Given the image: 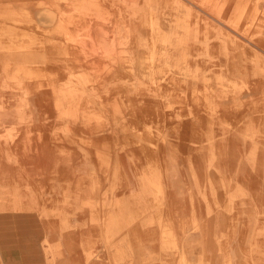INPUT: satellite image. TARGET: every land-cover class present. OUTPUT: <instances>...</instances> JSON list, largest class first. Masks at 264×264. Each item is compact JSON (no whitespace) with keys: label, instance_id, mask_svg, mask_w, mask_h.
<instances>
[{"label":"rangeland","instance_id":"rangeland-1","mask_svg":"<svg viewBox=\"0 0 264 264\" xmlns=\"http://www.w3.org/2000/svg\"><path fill=\"white\" fill-rule=\"evenodd\" d=\"M80 1L0 0V227L16 264L52 261L64 239L112 264H264V0Z\"/></svg>","mask_w":264,"mask_h":264},{"label":"bare ground","instance_id":"bare-ground-1","mask_svg":"<svg viewBox=\"0 0 264 264\" xmlns=\"http://www.w3.org/2000/svg\"><path fill=\"white\" fill-rule=\"evenodd\" d=\"M62 1H63V0H62ZM67 1H68V0H67ZM78 1L81 2L80 0H77V2H78ZM92 1H93V0H92ZM92 1H91V2H92ZM98 1L100 2L101 0H98ZM139 1H140V0H139ZM142 1H143V0H142ZM157 1H158V0H157ZM162 1H163V0H162ZM172 1H173V0H172ZM176 1H177V0H176ZM181 1H182V0H181ZM189 1H190V0H189ZM194 1H195V0H194ZM197 1H198V0H197ZM202 1H203V2L200 1V2H201L200 4H203V5H204V0H202ZM207 1H208V0H207ZM214 1H215V0H214ZM217 1H219V0H216V2H217ZM222 1L224 2V0H222ZM56 2H57V1H56ZM85 2H88V0H86ZM89 2H90V1H89ZM89 2H88V3H89ZM147 2H148V0H147ZM170 2H171V0H170ZM174 2H175V1H174ZM184 2L187 3V0L184 1ZM184 2H183V3H184ZM198 2H199V1H198ZM7 3H8V2H7ZM75 3H76V0H75ZM83 3H84V1H83ZM83 3H82V4H83ZM96 3H97V2L95 1L94 5H93V6H95V8H96V6H97ZM134 3H136V2H134ZM139 3H140V2H139ZM139 3H138V4H139ZM141 3H142V2H141ZM186 3H185V6H186ZM190 3H191V2H188V4H190ZM192 3H193V2H192ZM205 3L207 4V2H205ZM210 3H211V0H210ZM213 3H214V4H212V3H211V4H212V6H213V8H214V5H216V4H215V2H213ZM249 3H250V2H249ZM3 4H4V3H3ZM38 4H39V3H38ZM79 4H80V3H79ZM91 4H93V3H91ZM97 4H101V3H97ZM106 4H107V3H106ZM148 4H149V3H148ZM152 4H153V3H152ZM155 4H156V3H155ZM158 4H160V1H159ZM175 4H176V2H175ZM198 4H199V3H198ZM227 4H228V3H227ZM253 4H255V3L253 2ZM0 5H2V4H0ZM40 5H41V4H40ZM102 5H103V4H102ZM102 5H101V8L103 7ZM122 5H123V4H122ZM129 5H130V4H129ZM149 5H150V4H149ZM234 5H235V4H234ZM69 6H70V5H69ZM75 6H78V5H73V7H75ZM83 6H84V5H82V8H81V9H83ZM85 6H86V5H85ZM93 6H92V8H94ZM120 6H121V4H120ZM150 6H151V5H150ZM168 6H169V5H168ZM173 6H174V5H173ZM175 6H176V5H175ZM194 6H195V5H194ZM208 6H210L209 3H208V5H207L206 7L208 8ZM219 6H220V5H219ZM39 7H40V6H39ZM46 7H47V6H46ZM58 7H59V6H58ZM117 7H118V6H117ZM122 7H123V6H122ZM152 7H153V6H152ZM192 7H193V6H192ZM202 7H203V6H202ZM222 7L225 8L226 5H225V7H224V6H222ZM222 7H219L218 9L220 10V8L222 9ZM241 7H242V6H241ZM75 8H76V7H75ZM78 8H80V5H79ZM88 8H89V7H88ZM90 8H91V7H90ZM104 8H105V7H104ZM120 8H121V7H120ZM130 8H131V7H130ZM135 8H136V7H135ZM139 8H140V7H139ZM172 8H173V7H172ZM207 8H206V9H207ZM209 8H210V7H209ZM209 8H208V10H209ZM57 9H59V8H57ZM117 9H118V8H117ZM117 9H116L115 11H117ZM123 9H125V8H123ZM133 9H134V8H133ZM146 9H147V8H146ZM148 9H149V8H148ZM152 9H153V8H152ZM189 9H190V8H189ZM199 9H200V8H199ZM211 9H212V7H211ZM214 9H215V8H214ZM246 9H247V7H246ZM37 10H38V9H37ZM89 10H91L90 12L93 13V12H92V11H93L92 9H89ZM95 10H96V9H95ZM100 10H103V9H100ZM100 10H99V11H100ZM113 10H114V9H113ZM121 10H122V9H121ZM121 10H120V11H121ZM136 10H137V9H136ZM182 10H183V9H182ZM186 10H187V7H186ZM186 10H185V11H186ZM191 10H192V9H190V11H191ZM202 10H203V9H202ZM219 10H218V12H219L218 14H220V12H221V10H220V11H219ZM251 10H252V8H251ZM256 10H257V9H256ZM60 11H61V10H60ZM153 11H154V10H153ZM155 11H157V10H155ZM197 11H199V10H197ZM254 11H255V10H254ZM254 11H253V13H254ZM262 11H263V10H262ZM0 12H1V11H0ZM13 12H14V10H13ZM38 12H39V11H38ZM66 12H67V11H66ZM81 12H82V11H81ZM90 12H89V14H90ZM104 12H105V10L102 11V13H104ZM147 12H148V11H147ZM150 12H151V11H150ZM200 12H201V11H200ZM240 12H241V11H240ZM240 12H238V13H240ZM250 12H251V11H250ZM14 13H15V12H14ZM14 13H13L14 16L18 15V14H16L17 12L15 13L16 15H15ZM23 13H24V12H23ZM58 13H59V12H58ZM75 13H78V12H75ZM85 13H87V12H85ZM106 13H107V12H106ZM123 13H124V10H123ZM152 13H153V12H152ZM184 13H185V12H184ZM203 13H204V12H202V14H203ZM212 13H213V10H212ZM241 13H242V12H241ZM244 13H245V12H244ZM4 14H5V13H4ZM79 14H80V13H79ZM79 14H78V15H79ZM100 14H101V12H100ZM113 14H114V13H113ZM113 14H112V16H114ZM115 14H116V13H115ZM127 14H128V13H127ZM135 14H136V13H135ZM189 14H190V13H189ZM197 14H199V13H197ZM213 14H214V13H213ZM229 14H230V13H229ZM247 14H249V13H247ZM261 14H262V13H261ZM13 15H12V16H13ZM71 15H72V14H71ZM73 15H75V14H73ZM81 15H82V13H81ZM87 15H88V14H87ZM105 15H106V14H105ZM105 15H104V17H105ZM119 15H120V14H119ZM123 15H125V13H124ZM168 15H169V14H168ZM187 15H188V14H186V16H187ZM206 15H207V14H206ZM208 15H209V14H208ZM211 15H212V14H211ZM239 15H240V14H239ZM239 15H238V17L240 18ZM244 15H245V14H244ZM251 15H252V14H251ZM253 15H254V14H253ZM253 15H252V16H253ZM5 16H6V14H5ZM7 16H9V15L7 14ZM7 16H6V17H7ZM12 16H10V17H12ZM18 16H19V15H18ZM18 16H16V17H18ZM23 16H24V14L22 15V17H23ZM69 16H70V15H69ZM89 16H90V15H89ZM95 16H96V15H95ZM107 16H110V15H107ZM121 16H122V14H121ZM125 16H126V15H125ZM139 16H140V15H139ZM151 16H152V14H151ZM189 16H190V15H189ZM195 16H196V15H195ZM198 16H199V15H198ZM216 16L220 17L219 15H216ZM230 16H231V15H230ZM230 16H229V18H230ZM256 16H257V15H256ZM1 17H2V16H1ZM6 17H5V19H6ZM25 17H27V16H24V18H25ZM62 17H63V16H62ZM127 17H128V16H126V18H127ZM152 17H153V16H152ZM206 17H207V16H206ZM236 17H237V16H236ZM242 17H243V15H242ZM260 17H261V16H260ZM27 18H28V17H27ZM52 18H53V17H52ZM59 18H60V17L58 16V19H59ZM66 18L68 19V17L66 16V17L63 19L64 22H67ZM124 18H125V17H124ZM124 18H123V19H124ZM188 18H189V17H188ZM208 18H209V17H208ZM211 18H212V17H210L209 19H211ZM229 18H227V19H229ZM251 18H252V17H251ZM258 18H259V17H258ZM0 19H1V18H0ZM3 19H4V17H3ZM3 19H2V20H3ZM7 19H8V18H7ZM10 19H11V18H10ZM12 19H13V18H12ZM70 19H71V18H70ZM135 19H136V18H135ZM135 19H134V20H135ZM148 19H149V18H148ZM195 19H196V18H195ZM204 19H205V18H204ZM213 19H215V18L213 17ZM232 19H234V18H232ZM237 19H238V18H236V21H237ZM21 20H22V19H21ZM25 20H26V19H25ZM27 20H28V19H27ZM29 20L31 21V23H34V22H32V19H29ZM52 20H53V19H52ZM55 20H56V19H55ZM60 20H61V19H60ZM65 20H66V21H65ZM71 20H73V19H71ZM121 20H122V19H121ZM121 20H120V21H121ZM151 20H152V19H151ZM157 20H158V19H157ZM181 20H182V19H181ZM211 20H212V19H211ZM215 20H216V19H215ZM217 20H218V19H217ZM222 20H223V18H222ZM224 20H225V19H224ZM229 20H230V19H229ZM239 20H241V18H240ZM239 20H238V22H239ZM259 20H260V19H259ZM13 21H14V20H13ZM16 21H17V20H16ZM22 21H23V20H22ZM30 21H29V22H30ZM48 21H49V20H48ZM48 21H47V22H48ZM73 21H74V20H73ZM73 21H68L67 23H69V22L71 23V22H73ZM140 21H141V20H140ZM189 21H190V20H189ZM213 21H214V20H213ZM243 21H244V20H243ZM2 22L5 23V21H2ZM10 22H11V21H9V23H10ZM17 22H18V21H17ZM17 22H16V23H17ZM20 22H21V21H20ZM58 22H59V21H58ZM58 22H57V23H58ZM60 22H61V21H60ZM75 22H76V21H74L73 24H77V23H75ZM121 22H122V21H121ZM123 22H124V21H123ZM132 22H133V21H132ZM147 22H148V21H147ZM181 22H182V21H181ZM207 22H208V21H207ZM214 22H215V21H214ZM218 22H219V21H218ZM218 22H217V23H218ZM7 23H8V22H7ZM7 23H6V24H7ZM9 23H8V26H9ZM23 23H24V21H23ZM23 23L21 22V24H19V23H18V24H19V25H22ZM31 23H30V24H31ZM61 23H62V22H61ZM67 23H66V24H67ZM136 23H137V22H136ZM142 23H143V22H142ZM148 23H149V22H148ZM158 23H159V22H158ZM223 23H224V22H223ZM227 23H228V22H227ZM227 23H226V24H227ZM245 23H246V22H245ZM251 23H252V21H251ZM255 23H256V22H255ZM11 24H12V23H11ZM11 24H10V25H11ZM18 24H17V26H15V25L12 24V25L16 28V30H18V28H19V27H18V26H19ZM35 24H36V23H35ZM63 24H64V23H62V24H60V25H63ZM66 24H65V26H66ZM71 24H72V23H71ZM71 24H70V26L72 27V29H74V28H75L74 25L72 26ZM116 24H117V23H116ZM140 24H141V23H140ZM195 24H196V23H195ZM195 24H194V25H195ZM207 24H208V23H207ZM247 24H248V23H247ZM247 24H246V25H247ZM263 24H264V23H262V25H263ZM24 25H26V23H25ZM28 25H29V24H28ZM28 25H26V26H28ZM31 25H32V24H31ZM52 25H53V24H52ZM67 25H68V24H67ZM118 25H119V24H118ZM118 25H117V26H118ZM142 25H143V24H142ZM204 25H205V24H204ZM229 25H230V23H229ZM231 25H233V24H231ZM251 25H252V24H251ZM262 25H261V27H262ZM13 26H11V27H13ZM32 26H33V25H32ZM36 26H37V25H36ZM36 26H35V27H36ZM38 26H39V24H38ZM58 26H59V25H58ZM65 26H64V27H65ZM68 26H69V25H68ZM132 26H133V25H132ZM148 26H150V24H149ZM148 26H146V27H148ZM158 26H159V24H158ZM176 26H177V25H176ZM184 26H185V25H184ZM187 26H189V25H187ZM207 26H208V25H207ZM248 26H249V27H248ZM248 26H245V27H248L249 29L252 28V26H250V25H248ZM17 27H18V28H17ZM23 27H24V26H23ZM23 27H22V29H23ZM28 27H30V28L32 29L31 26H28ZM28 27H27V28H28ZM136 27H137V25H136ZM146 27H145V28H146ZM185 27H186V26H185ZM224 27L226 28V25H225ZM227 27H228V26H227ZM232 27L234 28V26H231V28H232ZM245 27H244L243 30H245ZM250 27H251V28H250ZM254 27H255V26H254ZM5 28H6V27H5ZM7 28H10V26L7 27ZM7 28H6V29H7ZM15 28H14V30H15ZM27 28H25V29H26V31H28L27 33H29V30H28V29H30V28H28V29H27ZM37 28H38V27H37ZM44 28H45V27H44ZM53 28H54V27H53ZM55 28H56V27H55ZM57 28H58V30H59V27H57ZM69 28H70V27H69ZM143 28H144V26H143ZM148 28H149V27H148ZM148 28H147V29H148ZM188 28H189V30H190V27H188ZM205 28H206V27H205ZM217 28H219V27L217 26ZM221 28H223V27H221ZM238 28H240V27H238ZM34 29H36V28H34ZM34 29H33V30H34ZM72 29L70 28V30H72ZM136 29H137V28H136ZM140 29L142 30V28H140ZM155 29H156V28H155ZM185 29H186V28H185ZM211 29H212V28H211ZM219 29H220V28H219ZM236 29H237V28H236V25H235V30H236ZM256 29H257V28H256ZM64 30H65V29H64ZM127 30H128V28H127ZM131 30H132V29H131ZM157 30H158V29H157ZM213 30H214V29H213ZM217 30H218V29H217ZM217 30H214V31L217 32ZM260 30H261V29H260ZM8 31H9V30H8ZM8 31H5V32H8ZM20 31H21V29H19V34L21 35V32H20ZM23 31L25 32V30H23ZM34 31H35V30H34ZM39 31H40V30H39ZM41 31H42V30H41ZM67 31H68V30H67ZM203 31H204V30H203ZM230 31H231V30H230ZM238 31H239V30H238ZM245 31L247 32V28H246ZM248 31H249V30H248ZM14 32H17V31H14ZM30 32H31V31H30ZM35 32H36V34H37V29H36ZM35 32H34V33H35ZM49 32H50V31H49ZM193 32H194V31H193ZM193 32H192V33H193ZM196 32H197V30H196ZM219 32H220V31H219ZM225 32H226V31H225ZM227 32H229V31H227ZM241 32H242V31H241ZM243 32H244V31H243ZM8 33H9V32H8ZM11 33H13V32L11 31ZM136 33H137V32H136ZM153 33H154V32H153ZM186 33H187V32H186ZM217 33H218V32H217ZM217 33H216V34H217ZM237 33H238V32H237ZM1 34H3V33H1ZM5 34H6V33H5ZM24 34H25V33H24ZM70 34H71V33H70ZM144 34H145V32H144ZM225 34H226V33H225ZM230 34H231V33H230ZM233 34H234V33H233ZM8 35H9V34H8ZM17 35H18V33H17ZM25 35H26V34H25ZM32 35H33V34H32ZM38 35H39V34H38ZM38 35H37V37H39ZM53 35H54V34H53ZM66 35H67V34H66ZM66 35H65V37H67ZM147 35H149V34H147ZM151 35H152V34H151ZM193 35H194V34H193ZM193 35H192V36H193ZM196 35L198 36V34H196ZM207 35H208V34H207ZM244 35H248V33H247V34L245 33ZM12 36H13V35H12ZM15 36H16V35H15ZM15 36H14V37H15ZM42 36H43V35H42ZM51 36H52V35H51ZM189 36H190V35H189ZM222 36H223V35H222ZM226 36H227V34H226ZM10 37H11V35H10ZM26 37H28V36H26ZM44 37H45V36H44ZM60 37H61V36H60ZM60 37H59V38H60ZM72 37H73V36H72ZM138 37H139V36H138ZM193 37H195V36H193ZM216 37H217V36H216ZM229 37H230V36H228V38H229ZM231 37H232V36H231ZM231 37H230V38H231ZM243 37H244V36H243ZM246 37H247V36H246ZM15 38H16V37H15ZM39 38H40V37H39ZM39 38H37V39H39ZM48 38H49V37H48ZM53 38H54V37H53ZM135 38H136V37H135ZM139 38H140V37H139ZM197 38H198V37H197ZM197 38H196V39H197ZM251 38H252V37H251ZM254 38H255V36H254ZM256 38L258 39V37H256ZM5 39H6V38H5ZM5 39H4V41H5ZM41 39H43V37H42ZM41 39H40V41H41ZM68 39H69V35H68ZM257 39H255V41H257ZM33 40H34V39H33ZM66 40H67V39H66ZM112 40H113V39H112ZM133 40H134V39H133ZM139 40H140V39H139ZM203 40H204V39H203ZM207 40H208V39H207ZM207 40H205V41L208 42ZM237 40H238V39H237ZM253 40H254V39H253ZM7 41H8V40H7ZM37 41H38V40H37ZM40 41H39V43H40ZM47 41H48V39H47ZM47 41H46V42H47ZM50 41H51V40H50ZM69 41H72V39L69 40ZM113 41H114V40H113ZM194 41H195V39L193 38V42H194ZM196 41H197V40H196ZM209 41H210V40H209ZM228 41H229V40H228ZM240 41H242V40H240ZM243 41L245 42L244 39H243ZM73 42H74V41H73ZM105 42H106V41H105ZM135 42L138 43L137 40H136ZM140 42H142V41H140ZM188 42H189V41H188ZM190 42H191V41H190ZM199 42H200V41H199ZM206 42H205V43H206ZM5 43H6V41H5ZM9 43H12V42H9ZM21 43H22V42H21ZM37 43H38V42H37ZM41 43H42V42H41ZM66 43H67V42H66ZM76 43L79 44V41L76 42ZM76 43H75L74 45H76ZM201 43H202V42H201ZM203 43H204V42H203ZM205 43H204V44H205ZM208 43H209V42H208ZM220 43H221V42H220ZM229 43H230V42H229ZM240 43H241V42H240ZM245 43H246V42H245ZM261 43H262V42H261ZM14 44H15V41H14ZM22 44H23V43H22ZM28 44H29V43H28ZM30 44H31V43H30ZM44 44H45V42H44ZM49 44H50V43H49ZM53 44H54V43H51V45H53ZM55 44H56V43H55ZM62 44H63V43H62ZM127 44H128V43H127ZM198 44H199V43H198ZM230 44H231V43H230ZM8 45H9V44H8ZM18 45H19V44H18ZM23 45H26V44H23ZM39 45H41V44H39ZM45 45H46V44H45ZM56 45H57V44H56ZM71 45H73V44L71 43ZM71 45H70V46H71ZM112 45H113V43H112ZM6 46H7V45H6ZM6 46L3 45V47H5V48H6ZM12 46H13V45H12ZM12 46H9V47L12 49V48H14V47L17 46V45L15 44L13 47H12ZM20 46H22V45L20 44ZM41 46H42V45H41ZM41 46H40V47H41ZM60 46H61V45H60ZM65 46H66V45H65ZM67 46H69V45H67ZM202 46H203V45H202ZM206 46H207V45H206ZM7 47H8V46H7ZM34 47H35V46H34ZM34 47H33V49L36 50V47H35V48H34ZM37 47H39V46H37ZM40 47H39V48H40ZM43 47H44V46H43ZM43 47H42V48H43ZM81 47H82V46L80 45V48H81ZM83 47H84V46H83ZM83 47H82V48H83ZM203 47H204V46H203ZM240 47H242V46H240ZM1 48H2V47H1ZM15 48L17 49V47H15ZM18 48H19V47H18ZM23 48H25V47H23ZM23 48L21 47L20 49H23ZM72 48H74V47L72 46ZM75 48H76V47H75ZM77 48H78V46H77ZM80 48H78V50H76V51H78L77 54H79L80 57H81V54H82V53H80V52H82V48H81V51L79 50ZM134 48H135V47H134ZM250 48H251V47H250ZM260 48H261V47H260ZM11 49H9V50H11ZM26 49H27V48H26ZM31 49H32V48H31ZM49 49H50V48H49ZM58 49H59V47H58ZM68 49L70 50L69 47H68ZM68 49H67V51H68ZM140 49H141V48H140ZM194 49H195V48H194ZM3 50H4V49H3ZM12 50H15V49H12ZM37 50H38V49H37ZM40 50H41V49H40ZM71 50H73V49H71ZM71 50H70V53H71ZM74 50H75V49H74ZM223 50H224V49H223ZM238 50H239V49H238ZM20 51H21V50H20ZM53 51H54V50H53ZM57 51H58V50H57ZM76 51H73V55H74V52H76ZM85 51H87V50H85ZM139 51H140V50H139ZM68 52H69V51H68ZM141 52H142V51H141ZM183 52H184V51H183ZM44 53H45V52H44ZM196 53H197V52H196ZM198 53H199V52H198ZM224 53H226V52H224ZM235 53H236V51H235ZM253 53H255V52L253 51ZM53 54H56V55H57L56 52L53 53ZM204 54H205V53H204ZM244 54H245V52H244ZM251 54H252V53H251ZM255 54H256V53H255ZM255 54H254V55H255ZM13 55H14V54H13ZM17 55H18V54H17ZM73 55H72V56H73ZM79 55H77V57H78ZM82 55H83V54H82ZM84 55H85V54H84ZM207 55H208V54H207ZM258 55H259V54H258ZM52 56H53V55H52ZM57 56H58V55H57ZM60 56H61V54H60ZM75 56H76V55H75ZM191 56H192V55H191ZM236 56H237V54H236ZM244 56H245V55H244ZM252 56H253V55H252ZM16 57H17V56H16ZM85 57H86V56H85ZM85 57H84V58H85ZM245 57H246V56H245ZM249 57H250V55H249ZM256 57H257V56H256ZM262 57H263V56H262ZM195 58H196V57H195ZM235 58H236V57H235ZM238 58H239V57H238ZM243 58H244V57H243ZM247 58H248V57H247ZM260 58H261V57H260ZM20 59H21V58H20ZM45 59H46V58H45ZM86 59H87V58H86ZM208 59H209V58H208ZM245 59H246V58H245ZM256 59H257V58H256ZM87 60H88V59H87ZM211 60H213V59H211ZM236 60H237V59H236ZM17 61H18V60H17ZM26 61H28V60H26ZM97 61H98V60H97ZM187 61H188V60H187ZM200 61H201V60H200ZM208 61H209V60H208ZM228 61H230V60H228ZM44 62H45V61H44ZM81 62H84V61H81ZM85 62H86V61H85ZM98 62H102V61H98ZM98 62H97V63H98ZM103 62H104V61H103ZM103 62H102V63H103ZM202 62H203V61H202ZM8 63L10 64V62H8ZM8 63H7V64H8ZM19 63H20V62H19ZM22 63H23V62H22ZM29 63H30V62H29ZM106 63H107V62H106ZM229 63H230V62H229ZM245 63H246V62H245ZM88 64H89V62H88ZM227 64H228V63H227ZM261 64H262V63H261ZM11 65H12V64H10V67H11ZM19 65H20V64H19ZM19 65H18V66H19ZM100 65H101V63H100ZM100 65H99V66H100ZM111 65H112V64H111ZM113 65H115V64H113ZM128 65H129V64H128ZM225 65H226V64H225ZM21 66H22V65H21ZM31 66H32V65H31ZM43 66H44V65H43ZM91 66H93V63H91ZM99 66H96V67H99ZM101 66H104V64H102ZM152 66H153V65H152ZM227 66H228V65H227ZM227 66H226V67H227ZM238 66H239V65H238ZM256 66H257V65H256ZM23 67H24V66H23ZM23 67H22V68H23ZM34 67H35V66H34ZM34 67L32 66L31 69H33ZM106 67H107V65H106ZM139 67H140V66H139ZM187 67H189V66H187ZM197 67H198V66H197ZM6 68H8V65H7ZM91 68L93 69V67H91ZM99 68H102V69H103L104 67H99ZM107 68L109 69V67H107ZM115 68H116V67H115ZM129 68H130V67H129ZM148 68H149V67H148ZM152 68H153V67H152ZM155 68H156V67H155ZM200 68H201V67H200ZM9 69H10V68H9ZM19 69H20V66H19V68H18V71L21 70V69H20V70H19ZM25 69H27L26 66H25ZM25 69H23V71H27V70H25ZM29 69H30V66H29ZM92 69H91V70H92ZM241 69H243V68H241ZM246 69H247V68H246ZM93 70H94V69H93ZM93 70H92V71H93ZM103 70H104V69H103ZM109 70H111V68H110ZM118 70H119V69H118ZM120 70H121V69H120ZM120 70H119V71H120ZM126 70H127V69H126ZM132 70H133V69H132ZM141 70H142V69H141ZM152 70H153V69H152ZM186 70H187V69H186ZM197 70H198V69H197ZM201 70H202V69H201ZM95 71H96V69H95ZM114 71H115V70H114ZM150 71H151V70H150ZM193 71H195V70H193ZM193 71H192V72H193ZM207 71H208V70H207ZM207 71H206V72H207ZM209 71H210V70H209ZM209 71H208V72H209ZM101 72H102V71H101ZM101 72H99V73H101ZM112 72H113V71H112ZM127 72H128V71H127ZM182 72H183V71H182ZM188 72H189V69H188ZM227 72H228V71H227ZM227 72H226V73H227ZM251 72H252V71H251ZM260 72H261V71H260ZM17 73H18V72H17ZM92 73H93V72H92ZM92 73H91V74H92ZM95 73H96V72H95ZM99 73H98V71H97V74H95V75H98ZM104 73H105V72H104ZM117 73H119V72L117 71ZM122 73H123V72H122ZM129 73H130V72H129ZM150 73H151V72H150ZM152 73H153V72H152ZM213 73H214V72H213ZM229 73H230V72H229ZM262 73H264V72H262ZM56 74H57V73H56ZM105 74H106V73H105ZM107 74L109 75V72H108ZM183 74H184V73H183ZM192 74H193V73H192ZM202 74H203V73H202ZM45 75H46V74H45ZM57 75H58L57 77H59L60 74L58 73ZM93 75H94V74H93ZM99 75H100V74H99ZM101 75H102V74H101ZM112 75H113V74H112ZM112 75L110 74V76H112ZM230 75H231V74H230ZM251 75H252V74H251ZM60 76H61V75H60ZM103 76H104V75H103ZM130 76H132V75H130ZM149 76H150V74H149ZM153 76H154V74H153ZM261 76H262V75H261ZM61 77H62V76H61ZM150 77H151V76H150ZM164 77H165V76H164ZM175 77H176V76H175ZM251 77H252V76H251ZM259 77H260V76H259ZM43 78H44V77H43ZM103 78H104V77H103ZM105 78H107L106 75H105ZM124 78H125V77H124ZM154 78H155V77H154ZM247 78H248V77H247ZM257 78H258V77H257ZM174 79H175V78H174ZM177 79H178V78H177ZM241 79H242V78H241ZM260 79H261V78H260ZM30 80H31V79H30ZM47 80H48V79H47ZM247 80H248V79H247ZM247 80H246V81H247ZM101 81H102V80H101ZM121 81H122V79H121ZM125 81H126V80H125ZM165 81H166V79H165ZM241 81H242V80H241ZM246 81H245V82H246ZM260 81H261V80H260ZM39 82H40V81H39ZM41 82L44 83V81H41ZM163 82H164V81H163ZM171 82H172V81H171ZM180 82H181V81H179V83H180ZM201 82H203V81H201ZM233 82H234V81H233ZM45 83H47L46 80H45ZM185 83H186V82H185ZM247 83H248V81H247ZM29 84H30V83H29ZM38 84H39V83H38ZM47 84H48V83H47ZM174 84H175V82H174ZM176 84H177V81H176ZM234 84H235V83H234ZM241 84H242V83H241ZM261 84H262V83H261ZM261 84H260V85H261ZM32 85H33V84H32ZM45 85H46V84H45ZM159 85H160V84H158V86H159ZM166 85H167V84H166ZM183 85H184V84H183ZM247 85H248V84H247ZM254 85H255V84H254ZM263 85H264V84H263ZM27 86L29 87V85H27ZM40 86H41V85H40ZM42 86H44V84H42ZM47 86H48V85H47ZM168 86H169V85H168ZM174 86H175V85H174ZM176 86H177V85H176ZM186 86H187V85H186ZM250 86H251V85H250ZM256 86H257V85H256ZM261 86H262V85H261ZM164 87H165V86H164ZM181 87H182V86H181ZM248 87H249V86H248ZM26 88H27V87H26ZM32 88H33V87H32ZM167 88H168V87H167ZM170 88H172V87H170ZM183 88H184V87H183ZM244 88H245V87H244ZM249 88H250V87H249ZM257 88H258V86H257ZM27 89H28V88H27ZM27 89H26V90H27ZM34 89H35V88H34ZM154 89H155V88H154ZM168 89H169V88H168ZM192 89H193V88H192ZM251 89H252V88H251ZM263 89H264V86H263ZM155 90H156V89H155ZM194 90H196V89H194ZM211 90H212V89H211ZM252 90H253V89H252ZM254 90H255V89H254ZM257 90L260 91L259 88L256 89V91H257ZM23 91H24V90H23ZM35 91H36V89H35ZM54 91H55V90H54ZM61 91H62V90H61ZM106 91H107V89H106ZM109 91H110V90H109ZM112 91H114V90H112ZM185 91H186V90H185ZM245 91H247V90L245 89ZM249 91H251V90L249 89ZM25 92H26V91H25ZM55 92H56V91H55ZM55 92H54V93H55ZM62 92H63V91H62ZM115 92H116V91H115ZM115 92H114V93H115ZM118 92H119V91H118ZM153 92H154V91H153ZM155 92H156V91H155ZM159 92H160V91H159ZM180 92H181V91H180ZM242 92H243V91H241V93H242ZM247 92H248V91H247ZM110 93H111V91H110ZM156 93H157V92H156ZM192 93H193V92H192ZM204 93H207V92H204ZM220 93H221V92H220ZM248 93H249V92H248ZM262 93H263V92H262ZM105 94H106V93H105ZM115 94L117 95V92H116ZM128 94H129V92H128ZM141 94H142V93H141ZM144 94H145V92H144ZM146 94H147V93H146ZM146 94H145V95H146ZM197 94H198V93H197ZM202 94H203V93H202ZM142 95H143V94H142ZM182 95H183V93H182ZM209 95H210V94H209ZM224 95H225V94H224ZM227 95H228V94H227ZM260 95H261V92H260L259 96H260ZM262 95H263V94H262ZM262 95H261V96H262ZM192 96H193V95H192ZM241 96H242V95H241ZM244 96H245V95H244ZM252 96H254V94H252ZM259 96H258V97H259ZM263 96H264V95H263ZM117 97H118V96H117ZM117 97H113L112 99H113V100H115L114 98L118 99ZM142 97H143V96H142ZM194 97H195V96H193V98H194ZM223 97H224V96H223ZM234 97H235V96H234ZM238 97H239V96H238ZM245 97L247 98V96H245ZM245 97H244V99L242 98L241 100H242V101L246 100ZM258 97L255 96V98H254V97H253V98L250 97V98H251L252 101H253V99L255 100L256 98H257V100H258ZM195 98H197V97H195ZM207 98H208V97H207ZM209 98H210V96H209ZM211 98H213V97H211ZM261 98H262V97H261ZM263 98H264V97H263ZM263 98H262V99H263ZM106 99H107V98H106ZM223 99H224V98H223ZM233 99H234V98H233ZM58 100H59V99H58ZM109 100H111V97L109 98ZM120 100H122V99H120ZM120 100H119V102L121 103L122 101H120ZM129 100H130V99H129ZM234 100L237 101V98H235ZM239 100H240V99H239ZM239 100H238V101H239ZM247 100H248V102H249L250 99L247 98ZM247 100H246V101H247ZM258 101H260V99H259ZM258 101H257V102H258ZM57 102H58V101H57ZM111 102H112V101H110V103H111ZM113 102H114V101H113ZM115 102H117V101H115ZM141 102H142V101H141ZM224 102H225V100H224ZM101 103H102V102H101ZM117 103H118V102H117ZM221 103H223V102H221ZM238 103H239V102H238ZM238 103L236 102V104H238ZM246 103H247V102H246ZM262 103H263V102H262ZM26 104H27V102H26ZM102 104H103V103H102ZM105 104H106V101H105ZM113 104L116 105V103H113ZM184 104H185V103H184ZM242 104H243V103H242ZM244 104H245V102H244ZM257 104L259 105L260 103H257ZM55 105H57V103H56ZM110 105H112V103H111ZM115 105H112V106H115ZM119 105H120V104H119ZM119 105L117 104L118 108L120 109L121 106H119ZM121 105H122V104H121ZM214 105L216 106V104H214ZM224 105H225V107H227V103H225ZM229 105H231V104H229ZM233 105H234V104H232L231 106H233ZM260 105H262V104H260ZM260 105H259V106H260ZM263 105H264V104H263ZM57 106H58V105H57ZM107 106H108V105H107ZM231 106H230V107H231ZM55 107H56V106H55ZM88 107H89V106H88ZM122 107H123V106H122ZM213 107H214V106H213ZM222 107H223V104H222ZM225 107H223L222 110H223ZM261 107H263V106H261ZM115 108H116V106H115ZM115 108H113V110H114ZM118 108H116V110H118ZM56 109H57V108H56ZM111 109H112V107H111ZM111 109H110V110H111ZM215 109H216V108H215ZM220 109H221V108H220ZM225 109L227 110L228 107L225 108ZM25 110H26V109H25ZM25 110H23V111H25ZM122 110H123V109H122ZM199 110H200V109H199ZM199 110H198V111H199ZM201 110H203L202 112L205 113V110H204V109H201ZM231 110H232V109H231ZM231 110H230V111H231ZM118 111H120V113H121V112H124V111H121V110H118ZM230 111H229V112H230ZM200 112H201V111H200ZM200 112H199V113H200ZM223 112H225V114H226V111H225V110H223ZM234 112H235V110H234ZM116 113H118V112L116 111ZM116 113H115V114H116ZM120 113H119V114H120ZM203 113H202V114H203ZM209 113H211V112L208 111V114H209ZM227 113H228V111H227ZM236 113H237V111H236ZM236 113H235V114L231 113V114H233V115H237ZM238 113H240V111H239ZM125 114H126V113H125ZM208 114H207V116H208ZM229 114H230V113H229ZM229 114H227V115L229 116ZM231 114H230V115H231ZM117 115H118V114H117ZM198 115H199V114H198ZM216 115H217V114H216ZM118 116H119V115H118ZM122 116H123V115H122ZM205 116H206V115H205ZM228 116H226V117H227V119H226L227 121H229V120H228V118H229ZM196 117H197V116H196ZM198 117H199V116H198ZM210 117H211V115H210ZM226 117H225V118H226ZM260 117H261V116H260ZM258 118H259V117H258ZM258 118H257V119H258ZM196 119H197V118H196ZM200 119H201V118H200ZM203 119H204V117H203ZM203 119H202V120H203ZM262 119H263V118H262ZM262 119H261V120H262ZM197 120H198V119H197ZM210 120H211V119H210ZM212 120H213V119H212ZM214 120H216V119H214ZM226 120H225V121H226ZM227 121H226V122H227ZM196 122H197V121H196ZM211 122H213V121H211ZM218 122H219V121H218ZM230 122H231V124H232V121H230ZM197 123H198V122H197ZM200 123H201V122H200ZM205 124H206V123H205ZM222 124H223V123H222ZM224 124H225V123H224ZM229 124H230V123H229ZM262 124H263V123H262ZM262 124H261V126H262ZM256 125H257V124H256ZM259 125H260V123H259ZM122 126H123V125H122ZM200 126H201V125H200ZM205 126H207V125H205ZM208 126H209V125H208ZM119 127H120V126H119ZM201 127H202V126H201ZM199 128H200V127H199ZM206 129H207V128H206ZM262 129H263V128H262ZM260 130H261V129H260ZM113 131H114V130H113ZM212 132H213V131H212ZM212 132H211V133H212ZM203 133H204V132H203ZM211 133H210V134H211ZM178 134H179V133H178ZM194 135H195V134H194ZM202 135H203V134H202ZM263 137H264V135H263ZM211 138H212V137H211ZM248 138H249V137H248ZM250 138H251V137H250ZM259 138H260V137H259ZM209 139H210V138H209ZM254 139H255V138H254ZM260 139L262 140V138H260ZM260 139H258V140H260ZM263 139H264V138H263ZM202 140H203V138H202ZM258 140H256V141L259 142ZM207 141H208V140H207ZM262 143H263V142H262ZM196 146H197V145H196ZM197 147H198V146H197ZM205 147H206V146H205ZM213 147H214V146H213ZM203 150H204V149H203ZM205 150H206V149H205ZM7 151H8V150H7ZM197 152H198V151H197ZM188 158H189V157H188ZM24 163H25V162H24ZM210 165H211V164H210ZM2 166H3V168H5V167L7 168V167H8V166H5V165H3V164H2ZM2 166H1V168H2ZM9 167H11V166H9ZM24 168H25V166H24ZM7 170H9V169H7ZM12 170H13V169H12ZM12 170H11V168H10V171L12 172V175H14L15 173H13ZM208 170H209V169H208ZM215 170H216V169H215ZM249 170H250V169H249ZM25 171H27V170L25 169ZM190 171H191V170H190ZM27 172H28V171H27ZM151 172H152V171H151ZM155 172H156V171H154V173H155ZM159 172H160V171H159ZM170 172H171V171H170ZM191 172H192V171H191ZM18 173H19V172H18ZM219 173H220V172H219ZM20 174H21V173H20ZM22 174H23V173H22ZM159 174H160V173H159ZM159 174H157V175H159ZM15 175H16L17 177L19 176V175H17V174H15ZM15 175H14V176H15ZM157 175H156V176H157ZM160 175H161V174H160ZM22 176H23V175H22ZM150 176H151V175H150ZM156 176H154V177H156ZM17 177H16V178H17ZM152 177H153V176H152ZM160 177H161V176H160ZM160 177H159V179H161ZM192 177L194 178V175H193V174H192ZM18 178H19V177H18ZM147 178H148V177H147ZM260 178H261V177H260ZM11 179H12V176H11ZM20 179H22V177H20ZM148 179H149V178H148ZM153 179H154V178H153ZM2 180H3V179L0 178V182H1ZM156 180H157V177H156ZM161 180H162V179H161ZM263 180H264V179H263ZM4 181H5V180H4ZM154 181H155V180H154ZM149 182H150V181H149ZM160 182H161V181H160ZM160 182H159V185H160ZM137 183H138V182H137ZM154 183H156V182H154ZM149 184H150V183H149ZM151 184H152V183H151ZM195 184H196V182H195ZM223 184H224V183H223ZM152 185H153V184H152ZM148 186H149V185H148ZM157 186H158V183H157ZM160 186H161V185H160ZM160 186H158V187H160ZM195 186H196V185H195ZM239 186H240V185H239ZM153 187H155V186L153 185ZM223 187H224V186H223ZM160 188H161V187H160ZM162 188H163V187H162ZM162 188H161V191H162ZM214 188H215V187H214ZM224 188H225V187H224ZM155 189H156V188H155ZM196 189H197V187H196ZM233 190H234V189H233ZM161 191H158V192H161ZM189 191H190V190H189ZM202 191H203V189H202ZM204 191H205V190H204ZM260 191H261V190H260ZM223 192H224V191H223ZM223 192L221 191V193H223ZM199 193H200V191H199ZM215 193H216V192H215ZM219 193H220V192H219ZM221 193H220V194H221ZM234 193H235V192H234ZM249 193H250V192H249ZM162 194H163V193H162ZM213 194H214V193H213ZM217 194H218V193H217ZM223 194H224V193H223ZM261 194H262V193H261ZM143 195H144V194H143ZM226 195H227V194H226ZM238 196H239V195H238ZM247 196H248V195H247ZM217 197H218V196H217ZM230 197L232 198V196H230ZM240 197H241V196H240ZM143 198H144V197H143ZM189 198H190V197H189ZM235 198L237 199V197H234V199H235ZM252 198H253V197H252ZM151 199H152V198H151ZM214 199H215V198H214ZM232 199H233V198H232ZM239 199H240V198H239ZM130 200H131V199H130ZM139 200H140V199H139ZM157 200L159 201V199H157ZM215 200H217V198H216ZM226 200H227V199H226ZM151 201H152V200H151ZM162 201H163V198H162ZM190 201H191V199H190ZM230 201H231V200H230ZM103 202H104V201H103ZM159 202H160V201H159ZM213 202H214V200H213ZM104 203H105V202H104ZM104 203H103V204H104ZM225 203H226V202H225ZM105 204H106V203H105ZM156 204H157V203H156ZM161 204H162V203H161ZM248 204H249V203H248ZM151 205H152V204H151ZM104 206H105V205H104ZM153 206H154V205H153ZM162 206H163V205H162ZM215 206L218 207V204L215 205ZM262 206H263V205H262ZM109 207H110V206H109ZM163 207H164V206H163ZM205 207H206V206H205ZM208 207H209V206H208ZM217 207H216V208H217ZM224 207H225V206H224ZM226 208H227V206H226ZM226 208H224V209H226ZM228 208H229V207H228ZM255 208H256V207H255ZM96 209H97V208H96ZM102 209H104V208H102ZM115 209H116V207H115ZM152 209H153V208H152ZM233 209H234V208H233ZM239 209H240V208H239ZM249 209H250V208H249ZM257 209H258V208H257ZM109 210H110V209H109ZM153 210H154V209H153ZM158 210L161 211V208H160V209L158 208ZM158 210H157V211H158ZM229 210H230V209H229ZM261 210H262V209H261ZM93 211H94V210H93ZM115 211H116V210H115ZM135 211H136V210H135ZM154 211H156V210H154ZM162 211H165V209L163 210V208H162ZM152 212H153V211H152ZM165 212H166V211H165ZM208 212H209V211H208ZM97 213H98V210H97ZM143 213H144V212H143ZM154 213H155V212H154ZM159 213H160V212H159ZM163 213H164V212H163ZM212 213H213V212H212ZM212 213H211V214H212ZM95 214H96V213H95ZM95 214H94V216H95ZM157 214H158V213H157ZM98 215H99V214H98ZM155 215H156V214H155ZM160 215H161V214H160ZM163 215H164V214H163ZM163 215H161V216H163ZM165 215H166V214H165ZM165 215H164V216H165ZM99 216H100V215H99ZM102 216H103V215H102ZM106 216H107V215H106ZM161 216L158 217V215H157V219H158V218L160 219ZM248 216H249V215H248ZM4 217H5V218L8 217L7 214H5V215H0V219H1V218H4ZM139 217H140V216H139ZM142 217H143V216H142ZM155 217H156V216H155ZM155 217H154V218H155ZM166 217H167V215H166ZM166 217H164L163 220H165V219L169 220V219L166 218ZM191 217H192V216H191ZM220 217H221V216H220ZM22 218H23V217H22ZM192 218H193V217H192ZM37 219H38V218H37ZM140 219H141V218H140ZM26 220H28V222H30V223H32V222L34 221V219H33L32 216H28V217H26ZM35 220H36V219H35ZM40 220H41V219H40ZM192 220H193V219H192ZM232 220H233V219H232ZM232 220H231V221H232ZM4 221H5V220H4ZM165 221H166V220H165ZM165 221H163V222H165ZM160 222H161V223H159V226H160L161 224L163 225L162 220H161ZM167 222H168V221H166V224H168ZM195 222H196V221H195ZM235 222H236V221H235ZM255 222H256V221H255ZM9 223H11V222H9ZM35 223H36V222H35ZM169 224H170V222H169ZM220 224H221V223H220ZM13 225H14V224H13ZM130 225H131V223H130ZM153 225H154V223H153ZM162 225H161V226H162ZM195 225H196V224H195ZM254 225H255V223H254ZM8 226H9V225H8ZM33 226H34V225H33ZM165 226H166V225H165ZM169 226H170V225H169ZM169 226H168V229L171 227V226H170V227H169ZM193 226H194V225H193ZM198 226H199V225H198ZM4 227H5V226H4ZM126 227H127V226H126ZM128 227H129V226H128ZM260 227H261V226H260ZM159 228H160V227H159ZM221 228H222V227H221ZM12 229H13V227H12ZM28 229H29V228H28ZM161 229H162V228H161ZM164 229H165V228H164ZM253 229H254V228H253ZM8 230H9V229H8ZM37 230H38V229H37ZM194 230H196V229H194ZM6 231H7V230H6ZM127 231H128V230H127ZM162 231H163V230H162ZM162 231H161V232H162ZM164 231H165V230H164ZM168 231H170V230H168ZM192 231H193V230H192ZM260 231H261V230H260ZM170 232H171V231H170ZM170 232H169V234H170ZM6 233H7V232H6ZM220 233H221V232H220ZM160 234H161V233H160ZM13 235H14V233H13ZM13 235H12V236H13ZM171 235H172V232H171ZM9 236H10V235H9ZM30 236H31V235H30ZM135 236H136V235H135ZM172 236H174V235H172ZM172 236H171V239H172ZM224 236H225V235H224ZM254 236H255V235H254ZM5 237H6V236H4V239H5ZM222 238H223V237H222ZM224 238H225V237H224ZM137 239H138V238H137ZM213 239H214V238H213ZM2 240H3V233H2V231H1V227H0V241H2ZM161 241H163V240H161ZM174 241H175V238H174ZM174 243L176 244V242H174ZM175 244H174V245H175ZM218 244H219V243H218ZM171 245L173 246V244H171ZM171 245H170V246H171ZM228 245H229V244H228ZM228 245H227V247H228ZM8 246H9V245H8ZM8 246H7V247H8ZM162 246H163V245H162ZM168 246H169V245H168ZM4 247H5V246H4ZM160 247H161V246H160ZM173 247H174V246H173ZM176 247H177V245L175 246V248H176ZM227 247H226V248H227ZM4 249H6V248H4ZM4 249H3V250H4ZM168 249H169V248H168ZM176 249H178V247H177ZM7 250H8V249H7ZM11 250H12V249H11ZM162 250H164V248H163ZM169 250H170V249H169ZM178 250H179V249H178ZM182 250H183V249H182ZM226 251H227V250H226ZM14 252H15V251H14ZM10 253H12V252L10 251ZM17 253H18V251H17ZM21 253H22V252H21ZM175 254H176V253H175ZM182 256H183V255H182ZM227 257H228V256H227ZM223 258H224V257H223ZM183 259H184V258H183ZM227 259H228V258H227ZM179 260H180V259H179ZM181 260H182V259H181ZM182 261H183V260H182ZM229 261H230V260H229ZM207 262H208V261H207ZM245 262H246V261H245ZM252 262H253V261H252ZM187 263H188V262H187ZM202 263H203V262H202ZM229 263H230V262H229ZM179 264H180V263H179ZM183 264H184V263H183Z\"/></svg>","mask_w":264,"mask_h":264},{"label":"crops","instance_id":"crops-1","mask_svg":"<svg viewBox=\"0 0 264 264\" xmlns=\"http://www.w3.org/2000/svg\"><path fill=\"white\" fill-rule=\"evenodd\" d=\"M59 243L62 247L64 245V247L66 248L62 249L63 251L61 252V255L54 257L52 261L50 259L48 260L45 259V257L41 255L40 253V254L34 255L33 257H30L31 259H26L25 261H22L20 264H112L111 262H108L106 260L95 261L90 258L83 257L84 252L78 249V246H77L78 244L75 240L64 239V240H61V242ZM8 245L6 244L5 241L3 240L0 241V257H1L2 264H12L13 262L16 261V258H13V257L17 253V249H18L17 244L12 243ZM11 245L13 246L12 250L11 248H8V247H11ZM18 250L19 252L23 253L21 249H18ZM10 251L12 253H10ZM76 251L78 253H76Z\"/></svg>","mask_w":264,"mask_h":264}]
</instances>
